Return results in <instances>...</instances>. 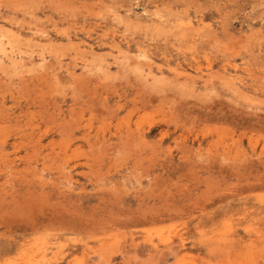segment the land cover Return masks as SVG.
<instances>
[{
	"label": "rangeland",
	"instance_id": "obj_1",
	"mask_svg": "<svg viewBox=\"0 0 264 264\" xmlns=\"http://www.w3.org/2000/svg\"><path fill=\"white\" fill-rule=\"evenodd\" d=\"M0 264H264V0H0Z\"/></svg>",
	"mask_w": 264,
	"mask_h": 264
}]
</instances>
